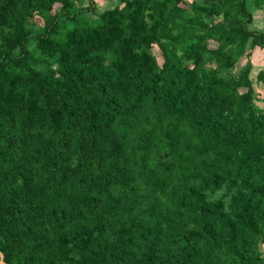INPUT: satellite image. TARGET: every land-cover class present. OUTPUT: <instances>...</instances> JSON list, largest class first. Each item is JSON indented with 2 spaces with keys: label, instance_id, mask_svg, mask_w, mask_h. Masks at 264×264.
<instances>
[{
  "label": "trees",
  "instance_id": "1",
  "mask_svg": "<svg viewBox=\"0 0 264 264\" xmlns=\"http://www.w3.org/2000/svg\"><path fill=\"white\" fill-rule=\"evenodd\" d=\"M78 1L0 0V264H264L247 0Z\"/></svg>",
  "mask_w": 264,
  "mask_h": 264
},
{
  "label": "rangeland",
  "instance_id": "2",
  "mask_svg": "<svg viewBox=\"0 0 264 264\" xmlns=\"http://www.w3.org/2000/svg\"><path fill=\"white\" fill-rule=\"evenodd\" d=\"M81 2V4L79 3ZM90 2V0H80L78 2H75V7L77 8L79 5H83L86 6L88 3ZM92 2L95 4L94 5V10L99 12L104 8L107 7H112L114 6V1H105V0H92ZM252 0H247V7L249 9V11H251L252 13V24L250 25V29H254V30H261L264 31V4L262 5L261 8L258 9H254V7L252 8ZM214 20H217L216 18ZM34 22L36 25L40 26L42 24V20L40 19V17L35 16L34 17ZM152 51L155 54V56L157 57V59H160V54L159 51L157 49V47L155 45H153L152 47ZM262 50H253L251 52V55L249 57H241L240 60L237 62L236 66L234 67V72H236L247 60V58L249 59V61L252 64V68H251V76H255L256 72L259 70H264V62L261 59L262 57ZM254 89L257 92V95L259 97V99H257V104L262 105L264 103V99L262 97H264V89L263 86L261 84H256L254 85ZM263 106V105H262ZM220 193H218L217 195H219ZM261 250L264 249V245H261Z\"/></svg>",
  "mask_w": 264,
  "mask_h": 264
}]
</instances>
